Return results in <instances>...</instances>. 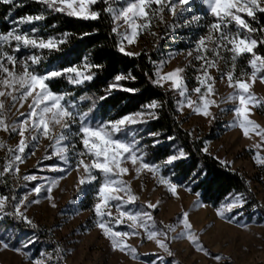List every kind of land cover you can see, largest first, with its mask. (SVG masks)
Returning a JSON list of instances; mask_svg holds the SVG:
<instances>
[{"label":"snow or ice","instance_id":"snow-or-ice-1","mask_svg":"<svg viewBox=\"0 0 264 264\" xmlns=\"http://www.w3.org/2000/svg\"><path fill=\"white\" fill-rule=\"evenodd\" d=\"M35 2L46 6L51 11L85 20H97L100 15L97 11L89 9V6L96 3V0H35ZM104 2L107 4L108 0H104ZM195 2L196 0H126V6H122L119 11L111 7H106L103 11L111 14L113 22L111 32L119 37L115 45L117 51L132 57L139 56L140 53L128 51L126 44H134L140 32L149 29L154 20L159 19L164 22L163 13L165 11L173 17V27L176 26L175 21L177 19L182 21L181 26L183 27H190L194 22L199 24L202 17L189 12ZM0 3L10 5L9 14L12 8L18 6L16 0H0ZM201 3L207 6L205 15L213 19L204 25L207 33L194 41L197 53L194 58L197 61H202V63L198 69L199 74L195 77L198 86L191 91L199 94V102L193 101L189 95H186L188 89L184 83V77L181 75L184 71L182 68H176L169 73H161L157 69L154 73L156 78L151 79L150 77L151 82L162 87L163 82L170 81V88L177 90L179 96L184 98L177 101L179 110H183L186 101V106L191 108L195 114L205 117L211 116L209 106L216 105V101L211 99L215 78L210 75L209 69L216 68L217 71H220L217 60L225 59L220 54L221 51L225 52L232 61V70L222 72L221 79L227 76L229 87L234 89L227 99L230 101L238 100V106L229 109L235 113L234 123L245 137H249L250 132H255L260 137L261 143L255 147L264 146V128L249 118L253 107L264 108V99L257 98L250 91L251 84L256 79L264 83V71H262L264 70V55L254 51L258 44L264 45V37L257 40L248 36L247 33H255L258 30L251 27L240 15L244 13L248 17L255 18L256 11L264 13V0H201ZM185 13H188L190 19L185 16ZM4 19H9V16H5ZM43 19V12L33 15L25 14L17 18L13 28L5 33H0V97L11 98V103L8 105L9 111L17 104L22 108L24 103L29 98L31 99V103L28 104V111L19 112V108H17L19 117L11 123L6 122L4 116L5 99H0V129L16 133L20 138L17 147L14 150L9 149L12 155L7 158L0 175L13 172L18 174L17 162L22 163L24 161L25 149L29 148V138L34 147L41 136L46 137L55 142L54 144L50 143L49 147L55 148L59 159L67 163L69 167L75 165L78 185L87 184L94 187L96 200L92 210L97 218L95 226L110 241L114 250L119 249L121 252H127L133 259H137L139 256L137 249L128 244L126 239L143 235V237L154 241L155 246L169 256L173 253L167 241L181 238H186L197 251L209 255L208 251L201 245L199 237L192 230L193 226L188 212H182L173 224L157 227V222L148 210L156 209L159 202L154 204L151 201H145L140 209L133 212L121 209V204L134 203L138 199L132 193L130 185L122 179L129 173L130 168L137 176L145 170L153 176H157L158 183L165 185L173 196L177 195L176 188L178 185L158 174L162 168L168 169L169 166L175 167V162H183L188 154L182 148H175L159 163L149 161L146 159L145 149L147 145L137 140V131L132 127L147 123L145 117L155 119V109L162 107V103L153 99L149 103L141 105V110L127 113L116 119L96 120L94 114H90L91 107H89V111L82 110L76 104L75 99L70 98V93L58 91L54 86L65 80L71 85H84L94 79L96 73L93 70L100 69L102 65L90 62L86 56L83 59H78L76 64L69 62L68 66L61 65L56 68H45L43 71L37 70L42 59L39 54L41 50H58L59 46L65 42L63 39H58L52 35L41 36L37 34L38 29L34 26V22ZM121 20L127 26L123 32L118 31L120 26L116 23ZM233 23L235 31L229 28V25ZM24 24L31 26L29 31L26 32L21 28V25ZM241 29L245 32L243 37L239 35ZM259 32L264 33V28L259 29ZM62 35L67 36L68 33ZM206 41L213 44L211 49L208 48ZM5 45L11 51L6 50ZM21 49L35 51H26L24 55H18ZM208 52L211 53V59L207 58L206 53ZM188 55L191 56L192 51H189ZM238 57L246 59L247 65L251 68L250 73L241 69V76H247V80L234 76L235 62ZM17 68L22 70L17 71ZM257 73L260 75L257 76ZM126 80H135V77L131 73L114 72L103 89L104 95L99 96L98 99L103 101L106 96L116 90L135 93L136 88L124 86L123 82ZM86 98L95 99L94 97H80L82 100ZM56 126L62 129L58 135L53 132ZM147 135L158 137L160 134L149 132ZM166 139L171 141L174 138L168 136ZM61 142L67 143L62 145ZM160 142L158 139L151 141L152 146H156ZM77 144L81 147H77ZM202 151L207 152V142H205ZM252 158L257 165L264 166V157H260L258 153L254 154ZM221 163L227 162L221 161ZM194 175H199V173H194ZM23 179L36 180L37 177L26 175ZM56 184L57 181L52 180L47 187V199L49 201L52 200V187ZM185 190L188 189L185 188ZM31 191L38 196L43 191V186L37 184L33 186ZM119 193H124L127 199L118 195ZM8 200V196L0 195V214H3L4 217L10 215L33 229L37 228V225L26 215L27 195L20 199L13 196V211L5 213L4 209ZM112 201H116L115 208L118 213L114 217V222L120 224L126 218L130 222L128 223V231L113 230L106 223V217L113 218V213L110 211L112 207L110 202ZM38 202V199L28 201V203ZM245 203L243 193H229L215 208L216 215L221 219H226L228 213H231L234 208H242ZM52 206L55 207L54 204ZM194 206L202 207L203 205L197 199ZM22 207L25 211L21 210ZM229 222H231L230 218ZM179 225L183 226L181 231L170 236V233L176 232ZM138 229L142 232L137 231ZM32 243V239H28L26 242L20 241L19 246H13L11 250L28 257L27 248ZM0 248H9L8 241L0 238ZM55 251L59 257L61 249L57 247ZM143 255L148 254L144 253ZM212 258L217 264L223 259L221 255H215ZM158 259L162 260L163 257H158ZM32 264H41V262L32 261ZM152 264H156V261H152Z\"/></svg>","mask_w":264,"mask_h":264},{"label":"rangeland","instance_id":"rangeland-1","mask_svg":"<svg viewBox=\"0 0 264 264\" xmlns=\"http://www.w3.org/2000/svg\"><path fill=\"white\" fill-rule=\"evenodd\" d=\"M91 6H89L90 10H92ZM122 6H126V0H108L107 7L116 11H119ZM206 7V5H202L201 0H196L189 12L201 16L202 19L199 24L194 22L190 27L181 26L182 21L179 19L175 21L176 26L173 27V17L165 11L163 13L164 22L159 19L154 20L149 29L140 32L134 44H126L127 50L131 52L153 51L155 53L154 73L157 69L161 73H169L176 68L184 69L181 75L184 77V83L188 89L186 95H189L197 103L199 94L191 90L198 86L195 77L199 74L198 69L202 61H197L194 58L197 54L194 41L207 33L203 21ZM185 16L190 19L188 13H185ZM116 23L120 26L118 28L120 32H123L127 27L122 20ZM21 28L26 32L30 29L26 24L21 25ZM117 38L119 39V37ZM206 43L209 49L213 47L211 42L206 41ZM26 51L32 50L21 49L18 55H24ZM189 51H192L191 56L188 55ZM220 54L225 57V59L217 60L220 71H217L216 68L209 69L210 75L215 78L211 99L216 101V105L209 106L211 116L195 114L191 108L186 106V101L183 110H179L177 101L184 98L179 96L177 90L170 88V81L163 82L162 88L172 91L176 119L180 126L188 132L191 138L201 140L203 148L207 142V152L205 153L212 155L220 162H227L226 165L242 174L258 205L264 210V166L257 165L252 158L257 153L260 157H264V146L255 147L261 143L260 137L255 132H250L249 137H245L234 123L235 113L229 109L238 106V100L227 99L234 89L229 87L227 76L221 79L222 72L232 70V61L225 52L221 51ZM206 55L207 58H212L210 52ZM20 70L22 69L17 68V71ZM245 72H251L250 66ZM259 75L260 73H257V76ZM234 76L247 80V76H241L235 71ZM250 91L257 98L264 99V83H261L259 79L251 84ZM0 99H5L4 116L8 123L16 120L19 117V112H27L28 104L31 103L29 98L22 108L17 104L9 111L8 105L11 103V98L0 97ZM249 106L251 107V105ZM17 108H19V112ZM249 118L264 128V108L253 107ZM144 119L148 121L152 118L145 117ZM132 127L136 131L138 130L137 125ZM61 131L59 126L53 129L57 135ZM19 139L16 133L0 129L1 169H3L7 158L12 155L9 149L14 150ZM50 143L54 144L55 142L41 136L33 147L29 138V148L25 149L24 161L17 162L19 173H4V175L10 182L14 192L13 196L20 199L27 195L26 215L37 226H43L48 231L54 241L53 246L39 245L31 232H14L0 226V238L9 243V248H0V264H32V261H40L41 264H152V261H156V264H217L212 258L215 255L223 257L219 264H264V214L257 207H251L246 202L242 208H234L231 213H228V218L221 219L215 212L218 205L213 207L202 202L197 193L190 192L189 187L177 184V195L173 196L165 185L157 182V176H153L146 170L137 176L131 168L122 179L130 185L132 193L138 199L134 203L121 204V209L133 212L140 209L145 201H151L154 204L159 202L156 209L148 210L157 222V227L173 224L182 212H188L193 226L192 230L199 237L201 245L209 255L197 251L186 238H181L167 241L173 253L169 256L158 249L154 241L143 237V235L126 239L128 244L137 249L139 254L137 259H133L127 252H121L119 249L114 250L110 241L95 226L97 218L92 210L96 200L94 187L87 184L78 185L75 165L69 167L67 163L59 159L55 148L49 147ZM64 143L67 142H61L62 145ZM77 147L81 146L77 144ZM162 169L158 175L168 178ZM26 175L36 176L37 179L24 180L23 177ZM52 180H56L57 184L52 187V200L49 201L47 187ZM37 184L43 186V191L38 196L31 191ZM118 195L124 196V193ZM124 198L127 199L126 196ZM32 199H38L39 202L28 203ZM197 199L203 205L202 207L194 206ZM13 203L14 201L11 202V206ZM110 203L112 204L110 211L113 213V218L106 217V223L113 230L128 231L130 222L126 218L120 224L114 222V217L118 215L115 208L116 201ZM53 204L55 207L52 206ZM21 210L25 211L23 207ZM4 212L8 213L6 209ZM4 218L3 214H0V223ZM229 218L231 222H229ZM182 227V225L177 226L176 232L170 233V236L180 232ZM137 231L142 232L139 229ZM28 239L33 240V243L27 248L28 257L11 250L13 246H19L20 241L26 242ZM57 247L61 249L59 257L55 251ZM144 253L148 255H143ZM158 257H163V259L160 260Z\"/></svg>","mask_w":264,"mask_h":264},{"label":"trees","instance_id":"trees-1","mask_svg":"<svg viewBox=\"0 0 264 264\" xmlns=\"http://www.w3.org/2000/svg\"><path fill=\"white\" fill-rule=\"evenodd\" d=\"M16 4L18 6L12 8L9 14L10 5L0 3V33H5L13 28L15 21L20 16L43 12L44 19L34 25L38 29L37 34L52 35L65 41L58 50H41L39 54L42 59L37 70L43 71L47 67L56 68L61 65L68 66L69 62L76 64L78 59H83L86 56L90 62L102 65L100 69L93 70L96 75L92 81L75 86L68 84L65 80L54 86L56 90L70 93V98L75 99L76 104L84 111H89V107H91L90 114H94L96 120L116 119L127 113L141 110V105L149 103L153 99L161 102L162 107L155 109V119L137 125L136 138L147 145L146 159L159 163L175 148H182L188 154L187 158L183 162H175V167L169 166L168 169H162L170 181L189 187L191 193H197L202 202L213 207L219 205L229 193H243L247 204L257 207L264 214V210L258 205L246 178L228 165L222 164L212 155L202 151V141L191 138L188 132L180 126L176 119L172 91L151 82V79L155 78L153 66V61L156 60L155 53L142 51L139 52V56L128 57L117 51L115 45L118 38L111 32L113 22L110 14L103 11L108 3L106 4L104 0H96V3L92 4L91 9L100 13L97 20H85L68 16L65 13L54 12L47 9L46 6L36 3L35 0H16ZM240 15L251 27L258 30L255 33H247L248 36L257 40L264 37V33L259 32V29L264 28V13L256 11L255 18L248 17L244 13ZM5 16H9V19L5 20ZM212 19V17L206 16L205 12L203 13L205 24ZM229 28L235 31L234 23L230 24ZM63 33H68V35L63 36ZM85 33L87 35H82ZM239 35H245L243 29ZM4 47L11 51L7 45ZM254 51L264 55V45L258 44ZM241 69L248 71V65L246 59L238 57L235 62V72L240 73ZM114 72L131 73L135 80H126L123 84L125 87H134L137 91L128 93L116 90L101 101L98 97L104 95L103 89ZM82 96L95 99L82 100L80 99ZM149 132H158L160 135L150 137L147 135ZM168 136L174 139L169 141L166 139ZM153 139H158L161 142L152 146ZM0 171H2L1 167ZM194 173H199V175H194ZM0 194L9 197L5 209L8 213L12 212L11 202L14 192L4 174L0 175ZM0 226L14 232H31L39 245L53 246L54 241L43 226L38 225L33 229L10 215L4 218Z\"/></svg>","mask_w":264,"mask_h":264}]
</instances>
